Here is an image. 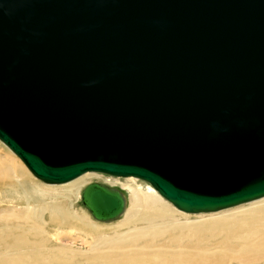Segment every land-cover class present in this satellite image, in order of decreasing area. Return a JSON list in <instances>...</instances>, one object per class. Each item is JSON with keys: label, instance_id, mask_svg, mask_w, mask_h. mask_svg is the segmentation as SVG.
<instances>
[{"label": "water", "instance_id": "1", "mask_svg": "<svg viewBox=\"0 0 264 264\" xmlns=\"http://www.w3.org/2000/svg\"><path fill=\"white\" fill-rule=\"evenodd\" d=\"M0 139L46 183L147 180L178 209L264 195V0H0ZM109 222L116 186L81 193Z\"/></svg>", "mask_w": 264, "mask_h": 264}, {"label": "bare ground", "instance_id": "2", "mask_svg": "<svg viewBox=\"0 0 264 264\" xmlns=\"http://www.w3.org/2000/svg\"><path fill=\"white\" fill-rule=\"evenodd\" d=\"M94 176H107L114 183L122 179L129 181L121 185L130 195L119 188L125 196L126 208L118 218L106 222L96 219L82 203L83 207L101 224L122 219L121 224L124 220L132 231L101 238L97 234L99 227L89 214L74 207L72 198L79 199L82 187ZM137 179L141 178L90 170L72 180L51 184L52 190L42 191L29 181L26 167L16 157L0 150V264H233L235 261L254 264L264 261V195L216 211L188 212L161 196L147 180V190L140 191L132 184ZM245 205L251 206L240 208ZM190 216L203 219L190 221ZM68 231L92 236L94 241L89 243V252L72 246V236L64 234ZM82 242L88 243L87 239ZM129 243L140 252H129Z\"/></svg>", "mask_w": 264, "mask_h": 264}, {"label": "rangeland", "instance_id": "3", "mask_svg": "<svg viewBox=\"0 0 264 264\" xmlns=\"http://www.w3.org/2000/svg\"><path fill=\"white\" fill-rule=\"evenodd\" d=\"M0 150L2 152H4V153L10 155V156L16 157L18 162L20 164H23L26 167V165L23 163V161L20 159V157L17 154H15L12 150H10L1 140H0ZM26 171H28V179H29V181L31 183H33L35 186L41 188V190L43 189L42 191H44V190L48 191V190H52L51 188H54V187H51V184H46L42 180H40L39 178L34 176V174H32V172L30 170H28L27 167H26ZM108 176H110V175H108ZM107 179H108V181H107ZM93 180H96V181H99V182L102 181V183H104V182L105 183H113L114 185H112V186H116V187L120 188L121 190H124V192H127V193L129 192L128 189H126L125 187H123L121 185L124 182H129V181H126L124 179L117 180L118 182L115 181V183H114V181H113L114 179L108 178L107 176H103V177L94 176V178H92L90 181H93ZM90 181L88 183H90ZM132 184L135 185V187H138L140 189V191L141 190L144 191V190H147V188H148L147 185L149 183L147 181L143 180V179H137L136 181H133ZM55 187L56 188H61L62 186H60V187L59 186H55ZM84 187H82V190L84 189ZM81 193H82V191H81ZM43 194L48 196V195H50V192H44ZM129 195H130V192H129ZM72 203H74V207H76V209L78 211H80L81 213L86 214V213L89 212L87 210V208L83 207V205L81 203V197L79 199L76 198V197H74V199L72 198ZM249 206H251V205H245V206L240 207V208H248ZM88 214L90 216L91 221L94 224H96L97 227H99L97 234H99L101 236V238H105L106 235L107 236H115L116 234L122 236L126 232H130V230L132 231V229H130L129 225H125L124 220H123V224H121L122 223V221H121L122 219L119 220L120 222L117 220L115 222H111V223H108V224H101V223L97 222L94 219V217L91 216L90 213H88ZM197 216H199V215H197ZM197 216H190L188 220L197 221V220L203 219V218H197ZM118 223H120V224L118 225ZM132 233H128V235H131ZM59 234L62 235L61 233H59ZM64 234H67V235L70 234L72 236L71 237V244L74 242V244H72V246H76L78 248L81 247L84 251H86V253L89 252V250L91 248L89 243L94 241V239H92V236L89 235V236L85 237L84 234L81 235V234H79V233H77L75 231H71V232L68 231V232H66ZM82 239H87L88 243L86 245H84L85 243L83 244ZM103 247L105 248L107 246H103ZM128 249H129V252H131V251L140 252V249L137 248L136 246H133L132 243H129V248ZM233 264H244V263H241L239 261H235ZM247 264H249V263H247ZM254 264H264V261L254 262Z\"/></svg>", "mask_w": 264, "mask_h": 264}]
</instances>
